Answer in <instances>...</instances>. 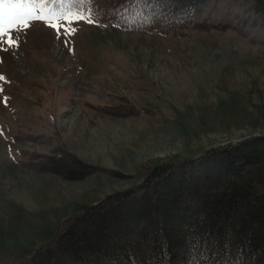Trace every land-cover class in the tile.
Listing matches in <instances>:
<instances>
[{"label": "rangeland", "instance_id": "rangeland-1", "mask_svg": "<svg viewBox=\"0 0 264 264\" xmlns=\"http://www.w3.org/2000/svg\"><path fill=\"white\" fill-rule=\"evenodd\" d=\"M42 2L24 4L11 27L4 6L0 260L31 253L63 219L139 184L155 164L264 133V21L248 1L203 0V14L230 26L176 34ZM55 145L107 171L68 178L24 164Z\"/></svg>", "mask_w": 264, "mask_h": 264}, {"label": "trees", "instance_id": "trees-1", "mask_svg": "<svg viewBox=\"0 0 264 264\" xmlns=\"http://www.w3.org/2000/svg\"><path fill=\"white\" fill-rule=\"evenodd\" d=\"M50 1L82 4L116 25L163 34L230 26L203 14V0ZM246 1L264 21V0ZM28 155L25 165L68 178L105 170L59 145ZM25 255L0 264H264V133L155 164L139 184L63 219Z\"/></svg>", "mask_w": 264, "mask_h": 264}, {"label": "snow or ice", "instance_id": "snow-or-ice-1", "mask_svg": "<svg viewBox=\"0 0 264 264\" xmlns=\"http://www.w3.org/2000/svg\"><path fill=\"white\" fill-rule=\"evenodd\" d=\"M31 2V0H0V38L5 37L7 35L4 27L5 23V10L4 6L9 5L12 6V10L10 15L13 17L12 20L9 22V27L12 26V24H19V20L17 17L21 15L22 6L26 3ZM91 23V21H89ZM53 28H55V25H52ZM15 41V37H10L7 41L10 45Z\"/></svg>", "mask_w": 264, "mask_h": 264}]
</instances>
